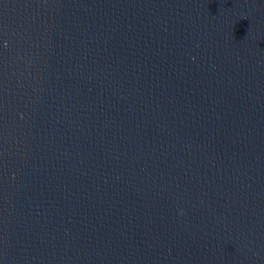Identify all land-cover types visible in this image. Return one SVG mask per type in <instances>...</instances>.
Returning <instances> with one entry per match:
<instances>
[{
    "label": "water",
    "instance_id": "95a60500",
    "mask_svg": "<svg viewBox=\"0 0 264 264\" xmlns=\"http://www.w3.org/2000/svg\"><path fill=\"white\" fill-rule=\"evenodd\" d=\"M0 264H264V0H0Z\"/></svg>",
    "mask_w": 264,
    "mask_h": 264
}]
</instances>
